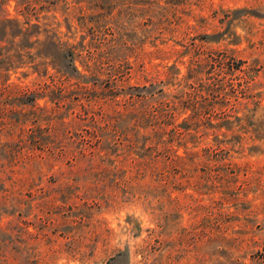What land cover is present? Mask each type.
I'll use <instances>...</instances> for the list:
<instances>
[{
	"label": "rangeland",
	"instance_id": "374dc122",
	"mask_svg": "<svg viewBox=\"0 0 264 264\" xmlns=\"http://www.w3.org/2000/svg\"><path fill=\"white\" fill-rule=\"evenodd\" d=\"M30 1L78 72L37 96L16 162L0 154V264H264V0ZM218 71L249 88L201 90L193 114L190 84Z\"/></svg>",
	"mask_w": 264,
	"mask_h": 264
},
{
	"label": "trees",
	"instance_id": "16d2710c",
	"mask_svg": "<svg viewBox=\"0 0 264 264\" xmlns=\"http://www.w3.org/2000/svg\"><path fill=\"white\" fill-rule=\"evenodd\" d=\"M7 4L8 0H0V41H6L5 44L0 43V154L4 152L7 159L9 158L10 164H13L21 152L20 149L26 143L23 137L24 124L27 121L31 123L37 122L43 110H46L45 105H40L36 102L37 96H44L50 90H65V82L70 80L73 71L78 72V69L74 64L72 49L66 47V43L53 31L48 33L50 28L43 26L44 24L40 22L38 15H35L34 18L31 17L35 11L30 0H18L15 4L16 13L14 14L10 13ZM17 13H21L23 18H20ZM43 33L45 37L41 39ZM219 52V57L217 58L219 70L224 67V64H227V68H229L231 73L235 70H242L241 63L244 61L243 59L228 55L223 50ZM40 57H50V59L48 61L37 60ZM43 62H46L43 74H47L49 80L37 82L36 86L29 88L10 78L12 71H16L27 63H31L33 69L39 72V64ZM48 63L56 68L57 74L48 73ZM218 73L219 71L210 81H204L200 78L197 85L190 84L192 86L190 90L194 91L188 92V100L191 101L194 110L193 114L198 113L199 104L202 101L199 100L198 93L201 90H228L225 84L229 86V90H247L249 88V84L246 83L248 79L245 81L246 84L238 82V87L231 81L232 76H229V80L223 83ZM17 92L20 93L19 101L26 105L27 108L24 106L17 107L11 101L12 97H15L13 94ZM216 94L223 95L220 91H217ZM170 105L168 102V108H170ZM158 108L156 106L150 109L149 115L157 118L163 113ZM16 128L19 131H16ZM2 136L12 140L8 141L6 139L3 141ZM204 150L208 152L209 147H204ZM197 152V150L192 151L193 154H197ZM166 157L176 166L184 162L183 155L177 153L176 150L173 155L166 154ZM5 164L6 161L0 163L2 166L0 168L1 198H5L9 191L2 175V172L5 171ZM11 170L14 171L13 169ZM147 264H158V262L154 260Z\"/></svg>",
	"mask_w": 264,
	"mask_h": 264
}]
</instances>
